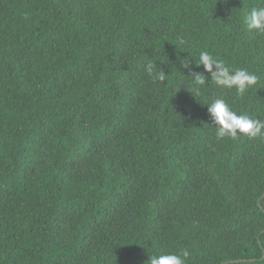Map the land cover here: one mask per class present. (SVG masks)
Masks as SVG:
<instances>
[{
    "label": "trees",
    "instance_id": "1",
    "mask_svg": "<svg viewBox=\"0 0 264 264\" xmlns=\"http://www.w3.org/2000/svg\"><path fill=\"white\" fill-rule=\"evenodd\" d=\"M261 6L0 0V264H264V139L217 141L205 106L264 119ZM200 50L257 85L221 92L193 62V96L179 58Z\"/></svg>",
    "mask_w": 264,
    "mask_h": 264
},
{
    "label": "clouds",
    "instance_id": "2",
    "mask_svg": "<svg viewBox=\"0 0 264 264\" xmlns=\"http://www.w3.org/2000/svg\"><path fill=\"white\" fill-rule=\"evenodd\" d=\"M243 24L249 33L264 34V6L252 7L244 16ZM185 44L183 39L178 45ZM181 67L188 73L183 76L190 79L191 86L187 88L193 96L201 94L203 88L208 87L206 81L211 78V85H215L221 92L232 91L243 96L249 89L257 85L259 77L244 68L230 67L223 59L213 56L208 50H200L197 56L190 53V57L179 58ZM195 67L203 66L204 73L193 71ZM154 65L149 64L147 73L153 77V82H165L169 75L163 70L153 74ZM185 89V88H184ZM205 106L215 126V139L222 141L225 138L232 140L240 137L249 140L264 139V119L253 118L248 114H238L227 103L223 96L213 97ZM190 252L182 249L178 253H163L150 256L148 264H186Z\"/></svg>",
    "mask_w": 264,
    "mask_h": 264
},
{
    "label": "water",
    "instance_id": "3",
    "mask_svg": "<svg viewBox=\"0 0 264 264\" xmlns=\"http://www.w3.org/2000/svg\"><path fill=\"white\" fill-rule=\"evenodd\" d=\"M263 198H264V194H263L262 198H261L260 201H259V206H260L261 209L264 211V207L261 205V201H262ZM263 233H264V231H263ZM252 261H253V260H252ZM238 262H240V261H238ZM232 263H235V262H232Z\"/></svg>",
    "mask_w": 264,
    "mask_h": 264
}]
</instances>
